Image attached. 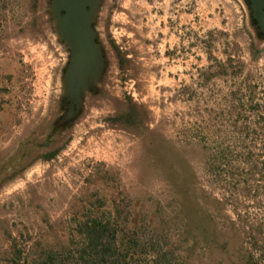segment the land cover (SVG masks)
Returning <instances> with one entry per match:
<instances>
[{"label": "rangeland", "instance_id": "obj_1", "mask_svg": "<svg viewBox=\"0 0 264 264\" xmlns=\"http://www.w3.org/2000/svg\"><path fill=\"white\" fill-rule=\"evenodd\" d=\"M95 27L106 70L54 134L70 51L51 0H0V264L62 253L101 212L155 232L172 264H230L228 114L264 117L248 6L104 0Z\"/></svg>", "mask_w": 264, "mask_h": 264}, {"label": "trees", "instance_id": "obj_2", "mask_svg": "<svg viewBox=\"0 0 264 264\" xmlns=\"http://www.w3.org/2000/svg\"><path fill=\"white\" fill-rule=\"evenodd\" d=\"M243 113L228 114V253L230 264H264V117L243 122ZM72 229L62 253L50 247L34 264H172L159 236L137 221L101 212Z\"/></svg>", "mask_w": 264, "mask_h": 264}, {"label": "water", "instance_id": "obj_3", "mask_svg": "<svg viewBox=\"0 0 264 264\" xmlns=\"http://www.w3.org/2000/svg\"><path fill=\"white\" fill-rule=\"evenodd\" d=\"M104 0H51V16L70 58L63 84L67 111L59 124L78 116L85 96L94 91L107 66L104 49L98 41L96 19ZM259 35L264 37V0H244Z\"/></svg>", "mask_w": 264, "mask_h": 264}, {"label": "flooded vegetation", "instance_id": "obj_4", "mask_svg": "<svg viewBox=\"0 0 264 264\" xmlns=\"http://www.w3.org/2000/svg\"><path fill=\"white\" fill-rule=\"evenodd\" d=\"M66 111V110H65ZM77 117V116H76ZM75 117V118H76ZM73 120V121H72ZM71 121H69L66 125H61V126H59L58 128H55V131H54V134L58 131V130H61V129H63V128H67L68 126H70L71 124H73V122L75 121V120H77V119H72Z\"/></svg>", "mask_w": 264, "mask_h": 264}]
</instances>
